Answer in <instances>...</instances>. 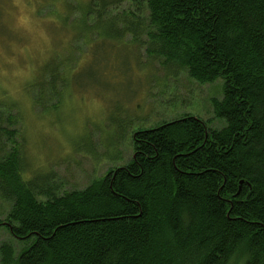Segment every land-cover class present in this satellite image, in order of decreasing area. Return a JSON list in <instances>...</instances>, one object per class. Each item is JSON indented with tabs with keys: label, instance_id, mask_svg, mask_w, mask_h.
Segmentation results:
<instances>
[{
	"label": "trees",
	"instance_id": "obj_1",
	"mask_svg": "<svg viewBox=\"0 0 264 264\" xmlns=\"http://www.w3.org/2000/svg\"><path fill=\"white\" fill-rule=\"evenodd\" d=\"M115 5L89 0L78 19L55 18L80 25L71 41L83 35L87 49L95 26L112 24L107 38L144 47L164 77L221 79L212 108L223 125L184 115L137 129L126 164L62 194L27 177L13 147L0 160V227L22 247L1 245L0 263L264 264V0H144V19L109 16Z\"/></svg>",
	"mask_w": 264,
	"mask_h": 264
},
{
	"label": "rangeland",
	"instance_id": "obj_2",
	"mask_svg": "<svg viewBox=\"0 0 264 264\" xmlns=\"http://www.w3.org/2000/svg\"><path fill=\"white\" fill-rule=\"evenodd\" d=\"M87 1L40 0L35 6L31 0H0V129L11 133L10 139L0 134V160L17 146L26 176L46 175L57 194L83 189L126 164L137 129L184 115L201 118L213 129L223 125L212 108V99L222 95L221 79L198 84L185 73L164 77L158 63L149 65L144 47L107 38L112 24L95 26L90 49L83 35L71 41L80 25L66 28L57 13L67 15L71 9L70 20L78 19ZM114 1L109 16L145 18L144 0ZM39 75L37 86L29 87ZM3 244L14 254L22 247L0 227Z\"/></svg>",
	"mask_w": 264,
	"mask_h": 264
}]
</instances>
